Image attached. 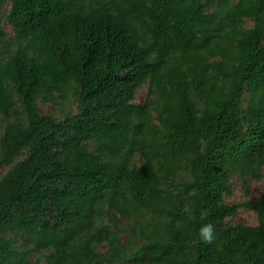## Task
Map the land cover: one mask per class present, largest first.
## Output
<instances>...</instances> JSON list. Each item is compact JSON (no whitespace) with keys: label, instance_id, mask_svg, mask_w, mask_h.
I'll use <instances>...</instances> for the list:
<instances>
[{"label":"trees","instance_id":"obj_1","mask_svg":"<svg viewBox=\"0 0 264 264\" xmlns=\"http://www.w3.org/2000/svg\"><path fill=\"white\" fill-rule=\"evenodd\" d=\"M263 166L264 0H0V264H264Z\"/></svg>","mask_w":264,"mask_h":264},{"label":"rangeland","instance_id":"obj_2","mask_svg":"<svg viewBox=\"0 0 264 264\" xmlns=\"http://www.w3.org/2000/svg\"><path fill=\"white\" fill-rule=\"evenodd\" d=\"M9 6V3H7L4 10H6ZM4 28L10 33V27L4 23ZM146 90L144 87L139 88L136 94V103H142L145 98ZM41 109L45 113H54L58 117H60V106L56 104H47V105H40ZM7 169H3L2 173H4ZM262 171V177L259 180H252L248 184L249 189V196H258L261 193H264V166L261 169ZM246 195L241 188L240 181L238 177H234L230 184V194L225 196V202L228 204H237L242 203L246 199ZM233 223H242V224H248V225H254L257 222L256 215L252 212L239 209L236 216L232 219ZM122 238L123 235H122Z\"/></svg>","mask_w":264,"mask_h":264},{"label":"clouds","instance_id":"obj_3","mask_svg":"<svg viewBox=\"0 0 264 264\" xmlns=\"http://www.w3.org/2000/svg\"><path fill=\"white\" fill-rule=\"evenodd\" d=\"M201 216L202 218L206 217L207 212L202 211ZM213 232H214L213 224L206 223L203 226H201L200 229L198 230L199 239L204 243L210 244L214 239Z\"/></svg>","mask_w":264,"mask_h":264}]
</instances>
